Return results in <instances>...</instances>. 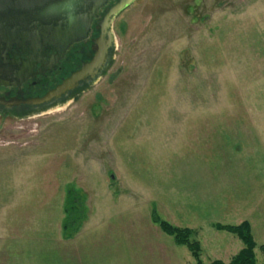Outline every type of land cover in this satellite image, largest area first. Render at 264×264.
Wrapping results in <instances>:
<instances>
[{"label":"rangeland","instance_id":"1","mask_svg":"<svg viewBox=\"0 0 264 264\" xmlns=\"http://www.w3.org/2000/svg\"><path fill=\"white\" fill-rule=\"evenodd\" d=\"M106 25L83 92L0 119V264H195L153 214L203 264L242 249L214 225L248 222L264 264V0H136Z\"/></svg>","mask_w":264,"mask_h":264},{"label":"flooded vegetation","instance_id":"2","mask_svg":"<svg viewBox=\"0 0 264 264\" xmlns=\"http://www.w3.org/2000/svg\"><path fill=\"white\" fill-rule=\"evenodd\" d=\"M114 5L115 3H108L103 7L97 13V19L92 22L87 38L71 45L59 58L52 49L44 51L41 56H33L30 51L21 53L19 50H11L5 61L17 63L19 68L12 67L11 74L7 75L3 71L0 72V119L26 118L57 105H63L83 92L82 88L88 86L109 67L114 46H107L105 32L107 16ZM23 67L25 78L20 84H16L13 80L16 74L14 71L22 72ZM79 73L82 77L78 81L44 105L29 103L31 100L45 98Z\"/></svg>","mask_w":264,"mask_h":264},{"label":"water","instance_id":"3","mask_svg":"<svg viewBox=\"0 0 264 264\" xmlns=\"http://www.w3.org/2000/svg\"><path fill=\"white\" fill-rule=\"evenodd\" d=\"M135 1L0 0V72L7 75L11 74L12 67L19 68L17 63L5 61L11 50H19L21 53L30 51L33 56H41L44 51L52 49L57 58L61 57L71 45L87 38L97 13L108 3H115L108 13V17H113ZM24 69L22 72L14 71L16 74L13 80L16 84L25 78ZM81 77L80 73L76 74L45 98L31 100L29 103L44 105Z\"/></svg>","mask_w":264,"mask_h":264},{"label":"trees","instance_id":"4","mask_svg":"<svg viewBox=\"0 0 264 264\" xmlns=\"http://www.w3.org/2000/svg\"><path fill=\"white\" fill-rule=\"evenodd\" d=\"M82 197L76 191H69L66 197V208L64 210L65 219L62 224L63 237L68 239L74 236L80 225ZM153 222L159 225L160 230L171 237L177 246H184L188 249L195 260V264H203L199 259V245L191 241L193 232L190 229H183L171 226L165 221H161L153 214ZM215 230L233 235L242 243V249L230 260L228 264H257L254 250L256 245L253 240L251 227L248 222H242L237 226L214 225ZM260 251L264 254V245L260 246ZM209 264H224L216 260Z\"/></svg>","mask_w":264,"mask_h":264}]
</instances>
